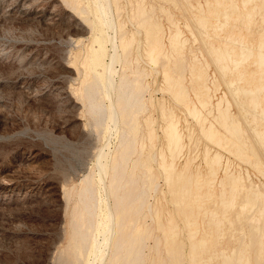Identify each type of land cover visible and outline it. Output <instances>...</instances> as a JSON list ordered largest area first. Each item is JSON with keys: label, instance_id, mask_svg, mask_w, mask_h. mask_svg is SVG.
<instances>
[{"label": "bare ground", "instance_id": "6f19581e", "mask_svg": "<svg viewBox=\"0 0 264 264\" xmlns=\"http://www.w3.org/2000/svg\"><path fill=\"white\" fill-rule=\"evenodd\" d=\"M143 1L129 0V2H135L130 4L129 18L138 28L143 29L145 39L142 40L146 43L144 45H146L147 60L161 67L162 76L160 77L164 85L158 90H163L164 94L167 93L170 96L172 103L179 107L175 109H181V112L184 111L191 116L189 119L196 121L197 130L201 135L203 134L202 137L206 136L205 139L215 146L213 150V147L200 143L205 145L201 155V165L188 173H186V167L190 166L197 154L193 152V146H196L197 139L199 140L200 137L196 134L199 137L195 138L194 125L196 124L182 128L177 117L178 113L172 109L171 105L168 106V100L164 101L160 98L162 101H158V97L156 98L158 102L155 99L156 103L153 97L145 98L150 82L145 83L144 79L148 72L151 75V71L143 69V66L141 69H136L139 68L137 62L132 60L136 62L134 66L128 58L133 33H128L124 29L123 22L116 21L114 18L112 8L115 7L116 15H120L117 0H69L71 8H63L64 10L56 5L50 8L38 6V0H13L4 11L2 10L5 15L20 16L23 19L33 14L38 18L47 14L45 21L51 24L56 22L55 25L63 21L67 12H72L74 14H69L66 22L76 26L74 29L76 34H87V29L92 33L89 46L83 47V49L86 48L84 54H79L78 52L82 50L77 49L78 52H73L77 54L64 64L65 68L70 69L71 72L74 71L73 79L79 81L78 88H73L72 93L88 101V112L91 113L89 116H92L94 128L96 127L103 136L102 145L107 146V150L101 149L96 156L97 173L95 174L98 178L91 170L92 174L85 175L86 178L78 191L76 190L77 200L74 206L72 205V214L70 212L71 217H69L72 221L70 242L67 243L72 247V250L69 249L72 252L71 255L73 254L71 257L75 258H71L72 262L76 260L79 264H91L86 263L85 260L88 262L89 255H93L94 264H143V262L165 264L167 260L161 257L157 260L148 259L150 261L146 262L147 239L152 237L155 250L153 252L156 254L159 248L163 249L164 242L169 264H184L186 262L184 258L188 259L190 264H264V189L261 188L264 182L253 181L248 169H245L244 174L243 169L234 170L232 166V164H250L257 171L264 173V170L260 169L264 164V159L260 156L264 151V2L206 0L205 3L188 2L186 6L176 2L175 7L180 9L184 7L187 10L184 14L182 13L183 15L181 14L182 26L187 30L186 34L181 26L177 27L178 24L174 23L176 21L171 19L174 16L172 10L168 6L159 5L161 13L173 21L174 26L177 25L168 35L169 41L166 44L164 34L166 32L162 28L164 26L159 25L161 21L156 14V7L153 4H148L149 8L145 7L142 5ZM170 24L173 25L171 22ZM107 26L113 29L114 35H107ZM116 29L119 31L118 34ZM135 29L137 30L136 27ZM137 33L139 35V32ZM114 37L119 43L114 41ZM191 40L193 43L198 42V47L192 49ZM9 44L0 42L1 55H9L11 51ZM107 44L112 46L113 52L109 53ZM141 50H137L138 53ZM205 51L208 55L204 53ZM106 57L109 61L105 60ZM33 58L35 60L37 57ZM116 61L120 62L122 67H119L120 72L114 67ZM211 63L213 68L210 67ZM139 64L141 65V62ZM188 75L189 81L191 80L189 83L185 81ZM153 82L155 83L154 80ZM51 85L58 90L61 84L52 80ZM70 85L69 83V87ZM221 85L230 92L233 104L238 108L239 116L232 111L231 102L226 101L225 92L213 103L215 93L219 91ZM22 86H24L23 83ZM48 91V88L43 87L38 95L48 96ZM224 101L228 103L227 106ZM75 102L77 103L78 100L76 99ZM148 106L156 109L158 119L163 124L161 135L156 133L159 129L155 131L157 118L150 114L142 115ZM212 106L215 108L212 109ZM142 116L144 117L140 120ZM182 119L185 120V118ZM189 119L187 118V121ZM111 127L115 131V138L119 137L116 139L119 143L115 149L117 151L116 154L114 153L115 156L114 154L110 156L111 150L108 146ZM156 137H159L158 150L153 151V147H150L152 150L149 148L145 157L140 159L139 147L143 148L146 141L149 146L154 140L157 143ZM185 138L188 140L187 143ZM184 148L187 149L186 153L183 152ZM184 154L185 157L183 156L184 160L182 159L181 163L180 157ZM261 155L264 156V154ZM154 160L157 161V171L152 168ZM157 175L168 186L167 196L170 197L173 205L171 215L166 222L162 220L157 207L153 208L146 201L147 192L152 190L153 193L157 189ZM0 179L3 180L6 177L1 176ZM214 183L215 186L219 183L221 190L225 192H222L223 196L220 200L215 199L214 203L203 211L202 206L206 201L200 197L204 192V185H207L208 192L212 193L210 191ZM226 184H228L227 188ZM165 185L163 186L166 187ZM27 187H31L29 191H32L35 186L31 183ZM50 187L48 188H53V186ZM65 188L62 185L57 191L58 194L53 191L48 194H57L59 197L60 192L62 198L67 199L69 194ZM14 189L15 192L6 196L7 199L3 194L0 202H7L9 199L20 201L28 197L27 191H24L23 196L20 197L17 193L18 184ZM226 192L229 196L224 195ZM248 197H252L250 199L253 201ZM224 201H227L228 205ZM256 209H259V213H256ZM202 212L204 216L210 212V218L205 219L203 216L198 219V215ZM175 215L180 217L181 222L175 221ZM147 217L155 220L154 225L156 229L161 230L159 231L162 235L151 231ZM184 227H188L189 231L186 257L178 238L179 229ZM198 231L201 235L196 237ZM236 232L239 234L236 235ZM101 245L108 249L106 253L104 248L100 247Z\"/></svg>", "mask_w": 264, "mask_h": 264}, {"label": "rangeland", "instance_id": "374dc122", "mask_svg": "<svg viewBox=\"0 0 264 264\" xmlns=\"http://www.w3.org/2000/svg\"><path fill=\"white\" fill-rule=\"evenodd\" d=\"M11 1L13 0H0V6H1L0 7V42H7V43H10L9 45H11L10 47L11 51L9 52L8 56H6L5 54L1 55L2 45H0V178L1 176L2 178L6 177V179H3V180L0 179V197H2L3 194H5L4 198L7 199L6 198L7 195L15 192L14 187L17 184L19 187V190L17 191V193L20 195V197L23 196L22 194L24 193V191H27L26 196L28 197L20 201L14 200L15 202L11 199H9V201L7 202H0V264H76V263L79 264L76 260H75L76 262L74 260L72 262V259H75L74 257H71L73 254L71 255L72 252L69 251V249L72 250V247L70 246V244H67L70 242V234H71L70 230L72 227L71 225L72 221L70 220L69 217H71L70 215L72 214L71 212L72 205L74 206L77 200L76 193L78 189L80 188L79 186H81L84 179L86 178L87 174L90 175L94 173L95 177L98 178L97 177L98 175L95 174L97 173V169L95 168L96 158H97L96 156L101 149L107 150V146L102 145L103 136L100 134V131L96 129V127L94 128L93 121L91 119L92 116L91 117L89 116L91 115V113L88 112L89 111L88 101L86 99L82 100L75 95L76 93H72L73 88H76V87L78 88L79 81L77 79H73L75 77L74 71L71 72L70 69L65 68L64 64L68 63V61L75 56L74 54H77V53H73L74 51L76 52L77 49L82 50L81 52H78L79 50L77 51L79 54L80 53L84 54L86 48H84L85 49L84 50L83 47L89 46L90 44L89 40L91 41L92 33L90 30L87 29V32H86L87 34H82V35L76 34L74 30L76 26L70 25L69 22H66L68 16L74 14L72 12L71 13L67 12L66 15L64 16L63 21L57 22L56 25H55L56 22L54 24L53 23L51 24L50 22L48 23L47 21H45L47 14L39 18L33 13L32 14L36 17H34L33 15L29 17L28 16L24 17L25 19H23V17H20V16L10 17L8 15H5L2 12L4 11L5 7H7L11 3ZM117 1H118V5L120 6V12H119L120 15L119 16L116 15V8L114 7L112 8L113 10L112 12L115 15L114 18L116 21L123 22L122 24L124 25V29H126L128 33H131V32L133 33L132 34L133 40L130 44L131 48H130V53L128 55V58L131 61L133 60L137 62V67L139 68H136V69H141L143 66V69L145 68L147 71H151V75H149L150 73L148 72V74L145 76V79H144L145 83L150 82L148 83V91L145 92V98L149 99L148 97H153V101H155V99L158 97H159L158 101L161 100L160 98H162V100L164 101L168 100L167 101L168 106L171 105L172 109H174L175 112L178 113L177 117L179 118L180 125L182 126V128H184V126L186 127V125L190 127L192 124H196L195 120L194 122L193 119L192 121L191 119H189L191 118V116L187 115V113H185L184 111L181 112V109H175L179 107H176L177 105H175L174 102L172 103L170 96L167 93H165L166 94L165 95L163 93V90L160 91V89L163 88L161 86L164 85L163 79L160 77L162 76L161 67L159 64L155 65L154 63L149 62L147 60V57L145 55L146 45H144L146 43L145 41L143 42V40L145 39L143 29L138 28V26H136V24L133 23V21H131L129 18L130 4L135 3V2H129V0H117ZM172 1L171 0L170 1L168 0H144L142 2V5H144L145 7L149 8L148 4L149 5L153 4V6L156 7L155 9L156 14L159 16L158 19L162 22V24L159 20H158V23L160 22L159 23L160 27L164 26L162 28L163 30L165 29V32H166L164 33L166 36L165 37L166 44H168V41H169L167 40L168 35H170L171 31L175 30L174 28L177 26V25L174 26V23L178 24L177 27L181 26V29L184 32V34L187 33V30L182 26L183 22H181L183 21V16H181V14L182 13L184 14L187 10L184 9V7H182L183 9L175 7L174 3L181 2L180 4H182L183 6H186L188 2L196 4L198 2L205 3L206 0H193V2L192 0L191 1L190 0H185V1L184 0H180V1L174 0V2ZM224 1H230V0H224ZM238 2H241V0H238ZM254 2L262 3L264 2V0H255ZM41 5L46 6L48 8L52 7L53 5L58 6L60 9L71 8V3H69V0H56V1L55 0H38V6H41ZM159 5L168 6L169 9L172 10L173 15H174L171 19L173 21L175 20L176 22L173 23V21L169 20L164 14H162L160 9L158 8ZM90 17L92 19V16ZM153 17L155 20L156 19L155 16ZM2 18H5V19H2ZM166 18L169 20V22ZM175 18L176 19L178 18L179 20L177 19L178 20L177 21ZM170 22L173 24L172 26ZM167 26L169 28H166ZM135 27L137 28L138 31L135 29ZM117 31L118 30L116 29V33L118 34L119 31L118 32ZM106 32H108L107 35L109 36L114 35V31L112 28H110V26L106 27ZM137 32H139V35ZM141 32L143 33V35ZM71 37L74 38V40ZM79 40L81 42H79ZM76 41L79 42V44ZM114 41L116 43L118 42L116 38L114 39ZM142 42H143V45H142ZM190 43H191L190 45H192V49L193 48L195 49L196 46L198 47L199 45L198 42L193 43L192 40L190 41ZM83 44H85L86 46ZM109 44H107V49L108 51H110L109 53H111L113 52V50H111L113 48ZM140 45L144 46V48H142V46ZM137 47L139 48L137 49ZM28 50L30 52H28ZM137 50H141L139 51L140 53H138ZM168 50L170 51V49ZM142 51L144 52V54ZM119 53L121 54L120 49H119ZM135 53H136V56H134ZM204 53L208 55L206 51ZM35 56L37 58H35L34 60L33 57ZM143 57H144V60H143ZM21 58H23L22 61H21ZM105 60L109 61L108 57H106ZM133 61H132V65H134V63L136 65V62H133ZM140 62H141V65L139 64ZM153 64L155 66H153ZM134 66H132L133 70H134ZM150 66H151V69H150ZM114 67L118 71L120 68H122L120 65V62L118 63L117 61L114 62ZM210 67L213 68V65ZM153 70L156 73L152 74V72H154ZM148 75L150 77H148ZM13 79L14 81H12ZM189 79L190 77L188 75L185 81L187 80L186 82L189 83L191 81V80L189 81ZM52 80H56L59 83V85L61 84L58 90L54 89L53 85L50 86V83ZM153 80L155 81V83L153 82ZM22 83L24 86H22ZM69 83L71 84L70 87H69ZM43 87H46V89L47 88L49 89L48 96L45 95L46 97L44 95H42L43 97L41 95H38V93L41 91ZM158 88L160 89L158 90ZM218 90L219 91H216L215 93L216 98L215 97L213 98V103H215L217 98H219L225 92L226 101L228 103L231 102L230 107L232 108V111H235L236 116H239L240 114L237 115L238 108L233 104V100H232V97L230 96V92H227V89L223 85H221L220 89ZM75 91L78 93L77 90ZM149 91H152V92H149ZM69 93H70V96H69ZM151 93H153L152 96H151ZM76 99L78 100V102L80 100V102L76 103L75 102ZM228 103L224 101L225 105ZM172 104L175 105L174 108H173L174 105L172 106ZM214 108L215 107H213L212 109ZM148 114L152 116L154 115L153 117L157 118V121H156L157 124L160 122V120L158 119V113L154 107L148 106V109L146 110V112H143L142 115L145 116ZM76 116H77V119H76ZM144 116L140 117V120H142ZM182 118H185V120ZM187 118L189 119L188 121H187ZM157 124L155 125V128H156L155 131L159 129L158 131H156V133L158 132L157 134L159 135L160 133L161 135L163 124L161 122L159 125ZM194 127H195V130H194ZM194 127L192 126L193 130L195 131L194 132L195 138L196 137L198 138L199 136L197 135H200L199 140L196 138L197 142L195 144L196 146L197 144H199L198 145L199 147L197 146L198 147L197 149L196 146H193L194 147L193 152L195 151V153L197 154L196 155L195 153L193 154L195 155V158L192 160V163L190 164V166L186 167V173L194 170L196 166L201 165L200 164L202 160L201 155H202V151L205 145L204 146L200 145V143L201 144L204 143L208 145L209 147L211 146L213 147L212 149L215 150L214 149L215 146L212 145V143L210 144L209 140L205 139L206 136H204L203 138L202 137L203 134L201 135V133H199L200 131L197 130L198 125L196 124V126L194 125ZM113 131L114 129L111 127L110 132L112 134L109 132L110 137H109V144H108L111 150L110 156H112L114 153L116 154L117 151H115V149H117V146H118L117 143H119L118 142L119 140H117L116 142V139L119 137L115 138L116 137L115 131L114 133ZM186 138H185V141L187 143L188 140ZM154 141L150 143V146H149L148 141H146L144 142L145 146L143 145V148L139 147L138 154H139L140 159L144 158L147 152L149 150H152L151 149L152 147H153V151L158 150L159 137H156L157 143ZM200 147L202 148L199 149ZM183 150H184L183 151L184 153L187 152L186 148H184ZM262 152L261 154H264ZM222 153L225 154V152H222ZM261 154L260 156L262 157V159H264V156H262ZM183 156L185 157V154L182 155V157H180L181 163L184 160ZM179 160H178V163H180ZM194 161L197 163H195ZM194 163L196 165H194ZM152 164H154L152 165L153 170L157 171V161L155 160L152 161ZM240 165L232 164V166L235 168L234 170L243 169L242 172H244V174L246 172L245 169L246 170L248 169L247 171L251 174V179L253 181L257 183H260L261 181L264 182V173L257 171L250 164L246 165L245 163H243L241 167ZM92 167L94 168L92 169ZM260 169L264 170V164H262ZM12 172L14 175L12 174ZM257 178H260V179H257ZM156 180L155 182L158 185L157 189L154 191L155 193L154 192L152 193V190H149L147 192L146 201L149 202L153 208L157 207L156 209L159 210L162 220L166 222L173 210V207H172L173 205L170 200V197L167 196V193L169 194V188L167 185L164 184L163 179L160 176L157 175ZM31 183L35 187L32 191H29L31 187L29 188L27 187V185ZM62 185H64V188L67 187L65 188L68 190V194H69L67 199L64 197L63 199L60 192H59V197H57V194H58L57 191L58 189H60V187H62ZM163 185H165L166 187H164ZM50 186H53V188L50 189L51 188ZM225 187L227 188L228 184H226ZM164 188H166L165 189L166 191L164 190ZM261 188L264 189V185H262ZM203 189H204V192L202 193V196L200 197L201 199H204L206 201L205 204L202 206L203 211L205 210L204 208H208L209 205L214 203L213 201H215V199L220 200L221 199L220 197L223 196L222 192H225L221 190L222 187L221 185H219V183L216 186L214 183V187L211 188V191H210L212 193L208 192L207 185H204ZM160 190H162L161 193H160ZM51 191L56 192L57 194L49 195ZM162 194H164V196ZM73 195L75 196L73 199H71ZM224 195L229 196L227 192L224 193ZM161 196L164 197L165 199L162 198ZM60 197H61V201H60ZM224 202H226L225 204L228 205L227 201H224ZM164 209H166V211H164ZM258 210L256 209V213L258 212ZM203 216L204 215L202 212V214L198 215V219L199 217L201 218ZM204 217L205 219L210 218V212H207V214H205ZM174 219L176 222L178 221L181 222V219L179 216L175 215ZM146 220H147V223L150 224L151 231L154 234L162 235V232H160L161 230L159 228H157L158 229L157 230L156 226L154 225L155 220H151L148 217L146 218ZM191 226H193V224H191ZM238 234L239 232L236 235ZM199 235H201L200 231L196 233V237H198ZM188 236H189L188 227L179 229L178 238H180L179 242L180 244H182V248L185 250V251L183 250L184 257H186V250L188 249V244H189ZM147 241H148L147 242L148 246L145 248L146 249L145 251L148 254L147 256L148 258H146L147 263L153 258L154 260H157L160 257L169 261L167 259V250H166V247L163 241H162L163 247L161 246L162 244L160 245L163 249L159 248V252L157 254L154 253L155 250L152 245L153 238L151 237L147 239ZM186 243L188 244L186 245ZM100 247H102V249L104 248L102 245ZM164 249H165V253H164ZM106 250L108 251V249L105 247L104 248L105 253L107 252ZM160 252L163 254L161 255ZM164 254L166 255L164 256ZM92 257L94 256L89 255L88 262L87 260H85V262L94 264L95 259ZM148 259L150 260L148 261ZM185 259L186 258H184V261L186 262L184 263L183 260L182 262L184 264H190L188 259L186 260ZM91 260H93V262ZM166 260H164V262ZM167 261L165 262V264H167ZM169 263L170 261L168 262V264ZM143 264H146V263L143 262Z\"/></svg>", "mask_w": 264, "mask_h": 264}]
</instances>
